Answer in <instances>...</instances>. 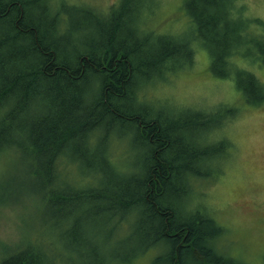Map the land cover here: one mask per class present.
I'll list each match as a JSON object with an SVG mask.
<instances>
[{"label": "trees", "instance_id": "16d2710c", "mask_svg": "<svg viewBox=\"0 0 264 264\" xmlns=\"http://www.w3.org/2000/svg\"><path fill=\"white\" fill-rule=\"evenodd\" d=\"M155 6V0H119L103 13L86 4L0 0V154L28 160L25 180L54 202L57 214L69 215L72 205H103L84 219L57 221L51 247L29 231L18 243L0 244V264H135L154 246L162 253L152 264H243L218 246L225 228L200 204L195 211L184 204L197 180L220 176L201 163L217 154L200 138L179 136L181 118L152 116L146 107L149 86L196 61L189 40L157 36L154 26H145ZM183 7L195 38L211 52L212 75L234 76L247 94L252 87L261 94L250 103L263 104L255 75L234 57L246 59L251 47L264 50V20L246 16L240 0H185ZM253 60L261 64L258 56ZM128 103L139 111H129ZM118 130L139 151L128 170L112 161ZM89 157L101 158L102 188L77 191L59 182L70 158L93 168ZM123 222L135 231L117 240ZM105 229L106 235L98 233Z\"/></svg>", "mask_w": 264, "mask_h": 264}, {"label": "rangeland", "instance_id": "374dc122", "mask_svg": "<svg viewBox=\"0 0 264 264\" xmlns=\"http://www.w3.org/2000/svg\"><path fill=\"white\" fill-rule=\"evenodd\" d=\"M155 1L152 13L155 18L151 17L145 26H154L157 36L172 33L170 35L189 40L196 51V61L191 68L178 71L167 79H158L149 86L145 94L146 107L149 112L153 111L152 116L160 115L163 119L181 118L184 127L179 136L183 135L186 140L200 138L201 143H206V149L210 153L217 154L201 161L203 168H207L204 166L207 164L212 170H220L218 179L201 178L202 180L195 182L197 187L192 191L193 196L184 198L185 207L195 211L193 208L200 204L211 219L225 228V233L218 242L222 251L240 259L243 264H264V103L257 106L249 102L250 99L259 100L261 94L254 93L253 87L249 88L247 94L238 86L234 76L231 79H219L212 75L211 52L201 39L195 38V25L190 22L183 7L185 0ZM240 1L246 4V16L264 20V0ZM54 2L67 7L71 4H86L105 13L119 0ZM251 30L255 31L257 28L253 27ZM257 56L261 64L253 60H257ZM245 58L234 57L237 59L236 65L255 75L264 94V50L251 47ZM127 108L132 112L139 111L137 104L128 103ZM232 114L234 117H231ZM204 117H209L210 120H205ZM105 129H99L100 138ZM118 131L121 135L118 140V133L110 137L115 151L112 161L119 168L128 170L133 160H139V151L133 146L131 136ZM207 133L208 138H216L207 139ZM8 153L10 158L8 154H0L1 245L18 243L30 233L32 239H38L44 247H51L50 239L56 237L59 230L57 228L53 234L50 231L53 230V225H57V221L84 219V214L97 211L103 206L101 201L97 202L98 206L93 207L82 204L80 208H76L71 204L69 215L57 214L54 202L45 199L42 192L38 194L33 183L25 180L28 176V160L18 155L13 157L12 152ZM88 162L93 168L82 162L71 161L70 158L65 166L67 178L63 173L59 182L67 181L71 190L77 191L102 188L106 180L98 169L101 158L89 157ZM25 182L28 190H22ZM44 184L45 181L41 180V185ZM8 191L10 196L5 198ZM186 214L189 216L190 212ZM187 216L184 215V218ZM98 219L102 220L101 217ZM129 219L131 222L135 220ZM63 225L68 227L69 223L65 224L64 221ZM26 231L29 232L22 237ZM133 231L135 230L130 227V223L123 222L122 227L114 233V238H127ZM98 233L106 235L108 230ZM136 239L138 240V236ZM58 246L62 248L60 244ZM161 253L160 247H149L141 252L134 263L152 264Z\"/></svg>", "mask_w": 264, "mask_h": 264}]
</instances>
